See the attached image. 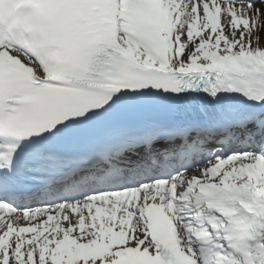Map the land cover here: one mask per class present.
Wrapping results in <instances>:
<instances>
[{"label":"snow or ice","instance_id":"snow-or-ice-1","mask_svg":"<svg viewBox=\"0 0 264 264\" xmlns=\"http://www.w3.org/2000/svg\"><path fill=\"white\" fill-rule=\"evenodd\" d=\"M0 264H264V0H0Z\"/></svg>","mask_w":264,"mask_h":264}]
</instances>
